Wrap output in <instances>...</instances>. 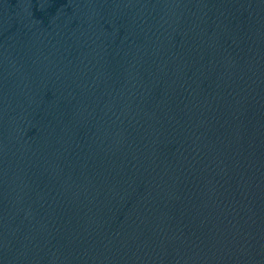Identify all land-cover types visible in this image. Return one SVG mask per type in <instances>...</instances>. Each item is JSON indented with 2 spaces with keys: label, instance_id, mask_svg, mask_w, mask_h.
I'll return each mask as SVG.
<instances>
[{
  "label": "water",
  "instance_id": "95a60500",
  "mask_svg": "<svg viewBox=\"0 0 264 264\" xmlns=\"http://www.w3.org/2000/svg\"><path fill=\"white\" fill-rule=\"evenodd\" d=\"M0 264H264V0H0Z\"/></svg>",
  "mask_w": 264,
  "mask_h": 264
}]
</instances>
